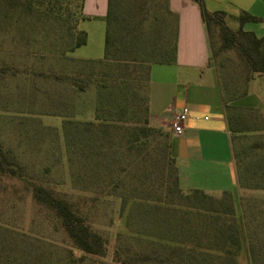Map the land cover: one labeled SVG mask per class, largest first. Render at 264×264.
<instances>
[{
  "label": "rangeland",
  "instance_id": "374dc122",
  "mask_svg": "<svg viewBox=\"0 0 264 264\" xmlns=\"http://www.w3.org/2000/svg\"><path fill=\"white\" fill-rule=\"evenodd\" d=\"M24 3L0 0V149L26 182L52 188L73 203L106 241V254L91 255L74 247L59 218L34 203L23 181L0 173V264H158L154 257L164 252L167 240L191 243L197 237L205 243L202 237L212 235L196 226V213L183 217L172 211L173 205L172 210L155 211L131 198L168 200L167 169L157 152L138 161L126 148L129 129L143 120L148 67L171 50L167 39L173 38L174 21L165 13V0H123L122 6H133V20L142 23L133 29V43L119 45L114 57L138 62L112 98L100 95L94 79L86 81L84 91L77 88L76 79L85 82L91 63L99 60L78 59L68 50L76 33L83 31L79 0H62L53 11L29 12ZM81 23L90 35L75 55L85 50L103 57L104 27L98 20ZM221 61L227 62L223 77L230 71L233 81L241 83L244 67L236 53L223 52ZM119 103L129 107L121 111ZM251 122L247 118L245 125ZM156 136L151 145L161 138ZM238 137L233 142L239 156V161L234 159L238 188L229 192V201L240 228V264H253L251 248L255 264H264V176L258 175L264 163V132ZM138 182L141 188L135 186ZM145 254L154 259L142 261ZM211 260L206 257L201 264H215Z\"/></svg>",
  "mask_w": 264,
  "mask_h": 264
},
{
  "label": "trees",
  "instance_id": "16d2710c",
  "mask_svg": "<svg viewBox=\"0 0 264 264\" xmlns=\"http://www.w3.org/2000/svg\"><path fill=\"white\" fill-rule=\"evenodd\" d=\"M62 0H25V9L29 12L34 11H53L54 8H60ZM196 2L201 10V17L205 24L211 46V60L214 62L218 69L220 77V84L224 94V109L228 128L231 132L232 144L235 139L239 138V134L245 132H264V122L260 113L251 108H244L234 104V101L247 94V83L255 75L264 74V38L258 37L252 31H246L242 27L249 22H258L262 19L256 17L248 12L242 11L237 20L240 24L238 30H232L225 21V12L223 11H209L206 9L204 0H190ZM132 3V0H129ZM123 0H119L117 4L114 0H108V10L105 16V35H104V53L103 57L99 60H94L91 63L89 70L86 73L85 82L77 81V88L84 91L86 85L96 80L100 95L112 98L114 92L119 89V86L124 85L131 76L132 65L137 61L134 59L123 58L116 59L114 56L117 54L118 46L123 44L127 47V41L133 43L136 36L133 29L140 25L141 21H134L133 6H122ZM82 0H79L78 14L82 17ZM165 13L167 16L174 18L170 12L165 0ZM83 18V17H82ZM124 25H121V24ZM121 25V26H120ZM117 26H119V39L116 35L118 33ZM174 32V30H173ZM77 37L69 47V51H74L76 48L81 47L87 42V34L84 31L76 33ZM174 35V34H173ZM121 36V37H120ZM168 46L170 40L172 41L171 50L164 52V59L158 62L171 61L174 55L175 40L168 37ZM166 41V42H167ZM167 46V48H168ZM234 51L238 57L240 64L244 67L245 74L241 83L234 82L235 79L227 72V78L223 77L224 70L227 71V62L221 61L218 63V58L223 52ZM149 60V59H148ZM141 62V61H140ZM147 63V59L142 61ZM152 62L148 67V82L149 71ZM106 68V71L99 68ZM78 78V77H77ZM88 83H87V82ZM121 84V85H120ZM148 84L146 89V97L143 103V120L135 122L129 129L130 139L126 145L127 151L131 155H135L138 161L146 160L147 158L155 155L160 157L162 165L167 169V197L164 199H150L149 197H131L133 200H143L155 211L172 210L170 206H175L173 212H180L181 216L188 217L190 212L196 213L197 223L196 226L204 229L206 234L209 232L212 236L207 240L199 241L196 237L193 242L189 243L185 239L180 241H173L172 239L165 241L163 244V253H156L155 259L143 255L142 261H149L154 259L158 264H201L206 261V257L213 259L215 264H240V255L242 251L240 228L234 218L233 204L229 201L231 196L229 192H222L220 196L208 194L200 189H192L184 193L178 185V175L175 159L170 153L171 134L163 132L161 128L154 127L149 123L148 111ZM117 109L123 111L127 104L119 103ZM102 112L106 110L101 109ZM248 115V117H246ZM247 118L251 119L250 125H245ZM88 127L94 126V123H86ZM104 128L108 124H102ZM156 135L161 138L156 145H151V140ZM157 137V136H156ZM162 142V146L161 145ZM151 149V150H150ZM153 152V153H152ZM233 157L236 160L239 156L233 149ZM239 161V158H238ZM0 173L9 174L24 182L25 188L30 190L32 199L35 204L52 212L61 222L66 235L73 243L74 247L78 250L91 254L104 256L106 254V241L97 233L91 225L86 221L85 217L79 213L78 209L60 196L54 189L41 184L26 182L22 177L21 169L14 165L8 156H6L0 149ZM258 175L264 176V163L258 168ZM121 183L120 180L116 181L115 188ZM139 184V185H138ZM141 188L143 183H136V187ZM264 189V187H261ZM110 193V192H108ZM172 195V196H171ZM170 200V201H169ZM162 212V211H160ZM185 220H188L187 218ZM178 226H181L176 222ZM159 238V237H158ZM195 238V237H193ZM191 240V239H190ZM192 241V240H191ZM252 250V262L255 264V256ZM111 264V263H105Z\"/></svg>",
  "mask_w": 264,
  "mask_h": 264
},
{
  "label": "crops",
  "instance_id": "0c3cea01",
  "mask_svg": "<svg viewBox=\"0 0 264 264\" xmlns=\"http://www.w3.org/2000/svg\"><path fill=\"white\" fill-rule=\"evenodd\" d=\"M174 15V55L171 61L151 65L148 82L149 123L171 132L170 153L175 159L178 182L185 190L200 189L218 196L222 192H236L237 171L233 157L231 132L224 109V94L218 69L211 60V46L201 10L190 0H166ZM209 11L225 12L226 24L238 30L237 16L248 12L261 18L243 25L246 31L264 38V0H204ZM108 0H82V21L98 20L104 27ZM103 29V28H102ZM105 35V34H104ZM85 44V45H86ZM78 59H100L102 54L76 52ZM104 51V36H103ZM244 108L257 110L264 122V74L255 75L247 83V94L234 101ZM187 112L183 131L175 133L172 117Z\"/></svg>",
  "mask_w": 264,
  "mask_h": 264
},
{
  "label": "built area",
  "instance_id": "2783aa9c",
  "mask_svg": "<svg viewBox=\"0 0 264 264\" xmlns=\"http://www.w3.org/2000/svg\"><path fill=\"white\" fill-rule=\"evenodd\" d=\"M187 118L186 111H180L172 117V128L175 133H181L183 131V123Z\"/></svg>",
  "mask_w": 264,
  "mask_h": 264
}]
</instances>
